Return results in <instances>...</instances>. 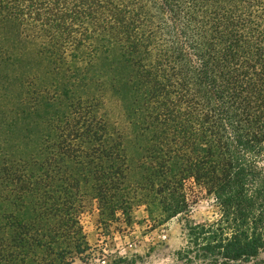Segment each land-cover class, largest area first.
Listing matches in <instances>:
<instances>
[{
  "label": "trees",
  "instance_id": "obj_1",
  "mask_svg": "<svg viewBox=\"0 0 264 264\" xmlns=\"http://www.w3.org/2000/svg\"><path fill=\"white\" fill-rule=\"evenodd\" d=\"M189 182L220 213L171 264H263L264 0H0V264H91L82 213L172 219Z\"/></svg>",
  "mask_w": 264,
  "mask_h": 264
},
{
  "label": "rangeland",
  "instance_id": "obj_2",
  "mask_svg": "<svg viewBox=\"0 0 264 264\" xmlns=\"http://www.w3.org/2000/svg\"><path fill=\"white\" fill-rule=\"evenodd\" d=\"M108 108L114 119L123 120L118 101L108 100ZM189 198V213L172 219H165L159 208L150 210L146 205L136 207L132 212L131 223L115 222L110 231L98 225L97 212L86 211L80 219L91 247L99 257L91 264H107L113 257H128L134 254L135 264H171L175 252L186 244V224L188 220L203 223L218 218L220 210L215 198L193 182L186 186ZM104 260V261H103ZM260 262L264 264V252ZM72 264H86L76 258Z\"/></svg>",
  "mask_w": 264,
  "mask_h": 264
}]
</instances>
